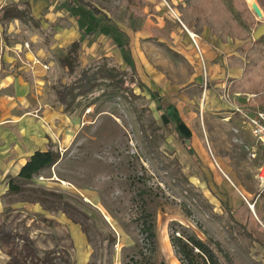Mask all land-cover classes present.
I'll return each instance as SVG.
<instances>
[{
  "label": "rangeland",
  "instance_id": "374dc122",
  "mask_svg": "<svg viewBox=\"0 0 264 264\" xmlns=\"http://www.w3.org/2000/svg\"><path fill=\"white\" fill-rule=\"evenodd\" d=\"M9 1L14 0H0V4ZM224 1L237 23L248 30L251 25L232 1ZM23 4L8 13L7 30L0 25V58L5 63L0 70V128L12 125L6 121L22 109L32 118L34 146L30 150L53 147L60 159L27 181L22 194L8 193L11 174L0 177V246L8 251L0 264H184L172 236L222 241L221 228L187 198L149 153L143 131L151 134L162 157L179 163L215 213L224 214L223 204H227L254 235L251 255L264 264V193L259 195L256 177L264 154L234 104L219 99L226 89L222 82L207 79L191 55L192 42L181 21L198 34L195 21L181 19L176 6L172 7L186 32L181 44L176 38L137 37L127 21L122 23L130 34L119 33V21L101 17L91 23L95 30L90 37H82L77 45L73 38L58 36L59 24L65 25L60 23L62 17H46L48 11L56 15L60 7L43 6L41 17L30 20V1ZM103 7L116 16L119 1ZM259 21L264 23L256 16L257 25ZM140 24L135 22V28ZM257 25L249 29L251 39L240 40L238 47L244 53L257 40L253 36ZM20 41L28 43L29 49L11 48L18 56L9 60L10 51L5 49ZM120 43H128L130 49H119ZM101 57H111L126 71L132 65L139 70L143 86L134 85L132 103L118 97L94 99L97 91L74 111L65 112L51 85L68 82L73 71ZM22 73L41 89L34 87L27 96L22 92L25 103L4 107L10 93L19 95ZM209 93L214 95L212 100ZM238 93L255 96L246 105L238 96L234 102L242 103L240 108L264 107V92ZM146 213L154 219L156 251L143 231ZM75 224L83 241L72 231ZM233 226L239 231L238 225ZM196 259L202 262L200 256Z\"/></svg>",
  "mask_w": 264,
  "mask_h": 264
},
{
  "label": "trees",
  "instance_id": "16d2710c",
  "mask_svg": "<svg viewBox=\"0 0 264 264\" xmlns=\"http://www.w3.org/2000/svg\"><path fill=\"white\" fill-rule=\"evenodd\" d=\"M71 5L72 1L81 6L92 10L96 15H101L103 20H110V17L103 14L102 11L89 0H67ZM233 6L239 12L240 16L248 22L250 30L257 25L256 15L250 12L247 3L244 0H231ZM259 5L264 6L262 0H258ZM18 3L7 4L0 9V21L5 25V16L12 9L18 8ZM261 7V8H262ZM180 18L187 21L193 19L196 23L198 34H202L206 28H209L212 34L216 35L222 42L230 40H248L252 35L250 30L243 29L237 20L233 17L224 0H182L176 5ZM264 24L259 21L256 29ZM92 31L89 33L91 34ZM80 41L75 43L78 45ZM120 49L129 50L128 43H120ZM237 53L228 57V66L240 67L243 69L239 78L230 79L229 86L232 92H243L247 94H260L264 92V35L257 39L252 47L243 52L241 47L237 48ZM128 66L129 62L126 61ZM121 64L115 62L111 57H101L87 65L74 70L66 83H54L51 85L52 93L56 101L62 105L65 112L74 111L84 99L97 96L94 99H114L121 98L127 103H132L135 97L134 85L143 86L138 78L136 67L130 66V71L122 69ZM81 97V98H80ZM80 98V99H79ZM79 99V100H78ZM258 100V99H257ZM160 110L162 108L160 107ZM163 115V114H162ZM186 147L184 138L181 135L176 136ZM143 141L149 149V153L156 160L167 177L174 181L178 187L182 188L186 196L191 200L211 221L216 223L222 230V241L202 240L195 236H188L186 239L174 235L172 236L173 245L182 255L184 264H263L254 259L251 255L250 246L255 240L254 235L246 229L245 225L237 221L235 214L223 204L224 214H217L214 206L208 202L202 192L189 181L188 177L180 170L179 163L174 159L162 157L160 151L156 150L153 138L150 133L143 131ZM189 152L192 153L189 147ZM60 159V152L49 147L46 150L37 149L30 159L21 167L16 176H10L8 179V193L22 194L25 191L27 181L33 179L43 169L52 167ZM42 190V189H41ZM40 192L38 189H34ZM45 194V191L41 193ZM54 195V193H49ZM143 220V231L152 245V250L157 249V236L155 232V223L152 214L146 213ZM238 225L239 231L233 226ZM86 232V231H85ZM3 250L8 252L3 245ZM196 256L202 258V262L196 259ZM161 264H167L162 261Z\"/></svg>",
  "mask_w": 264,
  "mask_h": 264
},
{
  "label": "crops",
  "instance_id": "0c3cea01",
  "mask_svg": "<svg viewBox=\"0 0 264 264\" xmlns=\"http://www.w3.org/2000/svg\"><path fill=\"white\" fill-rule=\"evenodd\" d=\"M19 1L20 3L18 7H20L23 4L24 0H14L6 2L4 4L1 3L0 9L7 4L18 3ZM29 1L31 4L30 20L41 17V10L39 11V9L43 6L49 7L50 10H57L56 8L58 7L61 8V11L56 13V15H51V11H48L49 14H47L46 17H62V19H60V23H65V25L59 24L57 34L64 39L65 37H69L78 41L82 37H90L89 33L91 31L93 33V31L95 30L94 28L91 29V23L102 17L101 15H96L92 10L86 8L85 6L79 5L74 1H72L71 5L67 0ZM89 1L95 4L103 14L107 15V17H110L112 21L116 23H118V21L120 22V24L118 23L117 28V31L119 33L126 32L128 35L130 34L126 29L125 24L122 23L123 21L132 23L130 25L131 28L134 29V31H131L135 32L134 34L137 37H157L162 40L164 38H176L177 41L181 43L184 38L183 33H186L184 30H182L183 28L179 27L180 24L177 22L176 16L174 15L176 13H174V10H172V7L180 4L182 0H118L119 9L115 11L118 12V15L116 16H112L111 12H109L107 8L103 7L104 5H108L112 0ZM99 1L103 3V6ZM83 8L90 10L92 13H94V16L88 13V11ZM7 15L5 16V25H3V23L0 21V25L2 28H4V30H7L8 27ZM101 19L103 20V17ZM137 21L141 22V24L139 27L135 28L134 25ZM102 22L104 23V21ZM187 34L188 36L186 38L188 42H192L193 46L191 55H194L195 60H198V63L201 65L202 69H204L206 78L208 79L209 77L211 82L213 78L219 79L218 81L222 82V88L228 87L231 93H238L231 91L229 82L230 79L239 78L242 75L243 69L240 67L228 66V57L232 54H236L238 46L243 42L240 40H230L229 42H222L216 35L212 34L209 28H206L201 36H199L200 45L198 49L188 32ZM15 46H20L22 47V49H29V46L24 45L21 41L19 44H10L9 47L5 49L10 51H7L9 52V60H13L18 56L17 50L11 49ZM247 49L248 47L244 50ZM4 65V59L0 58V70L3 69ZM136 70L139 73V70L137 68ZM139 75L141 76V74ZM20 76L22 77L23 82L20 81L21 83H19L18 85L20 88V91L18 92L19 95L14 96L10 93L8 98H4V102L6 103V105H3L4 107H9L12 103L13 105H18V103L22 102L25 103V100L27 99L25 97L27 96L26 93L31 92L34 87L38 88V85L34 84L32 79L26 76L25 73H22ZM38 89L40 90L41 88ZM22 92L25 94L24 97L20 96V93L22 94ZM218 96L220 100H223L221 94H218ZM208 97L210 100H212L214 98V95L209 93ZM237 97L238 96L234 97V99L230 98L223 101L231 103L232 105L234 104V106L237 104L242 105V103L234 102L237 100ZM240 98L244 100L241 102L247 104L246 99L243 95H241V97H238V99ZM254 98L255 96L250 100L253 101L255 100ZM25 113L27 112L25 111ZM12 117L13 118L11 120L6 121L8 123H11L12 125L2 126L0 128V136L3 139V141L0 142V152H4V154L2 155V159H0V177H4L7 174L16 176L19 173L21 167L37 150H30L31 147L34 146L32 136L33 130L30 126L32 118L27 114H22V109H18L16 115ZM28 152H30L29 155H27ZM72 231H74L73 233H76L80 241H83V233L80 231L79 227L76 226V224L72 226ZM6 255V252L3 250L2 246H0V260ZM81 258L82 260H84V256L82 254Z\"/></svg>",
  "mask_w": 264,
  "mask_h": 264
},
{
  "label": "built area",
  "instance_id": "2783aa9c",
  "mask_svg": "<svg viewBox=\"0 0 264 264\" xmlns=\"http://www.w3.org/2000/svg\"><path fill=\"white\" fill-rule=\"evenodd\" d=\"M182 26L186 29V31L189 33L191 39L195 42L196 46L199 49V43H198V34L187 28V26L184 24L183 21H181ZM200 41V40H199ZM27 46L28 43H27ZM226 91V92H225ZM224 93L221 94L222 99H230L231 97L234 98L236 96H241V93H231L229 88L226 87ZM246 102L249 103L253 95H244ZM246 105V104H245ZM241 106L239 104L235 105L236 112H239L241 117L243 118L244 122L247 124L251 135L257 142V146L262 150V153L264 154V107L259 108L255 107L254 109L245 110L243 108H240ZM256 177L259 181L260 186V194L264 193V164L260 165L257 169ZM249 206L252 211H254V204L249 203Z\"/></svg>",
  "mask_w": 264,
  "mask_h": 264
},
{
  "label": "water",
  "instance_id": "95a60500",
  "mask_svg": "<svg viewBox=\"0 0 264 264\" xmlns=\"http://www.w3.org/2000/svg\"><path fill=\"white\" fill-rule=\"evenodd\" d=\"M253 12L256 14L258 19H264V12L259 5L258 1L250 5ZM264 35V24L260 25L256 31L254 32L253 36L255 39H259Z\"/></svg>",
  "mask_w": 264,
  "mask_h": 264
},
{
  "label": "bare ground",
  "instance_id": "6f19581e",
  "mask_svg": "<svg viewBox=\"0 0 264 264\" xmlns=\"http://www.w3.org/2000/svg\"><path fill=\"white\" fill-rule=\"evenodd\" d=\"M247 1H248L249 5H251V4L255 3L257 0H247Z\"/></svg>",
  "mask_w": 264,
  "mask_h": 264
}]
</instances>
